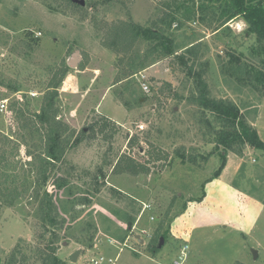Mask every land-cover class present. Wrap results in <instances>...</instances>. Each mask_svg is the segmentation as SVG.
<instances>
[{
    "label": "rangeland",
    "instance_id": "rangeland-1",
    "mask_svg": "<svg viewBox=\"0 0 264 264\" xmlns=\"http://www.w3.org/2000/svg\"><path fill=\"white\" fill-rule=\"evenodd\" d=\"M224 13L211 0H0V184L26 189L12 206L0 198V264H41L52 247L65 264H264V152L218 144L217 117L188 101L199 76L209 99L236 106L237 133L243 123L264 143L263 43ZM124 24L162 39L122 52ZM62 65L69 145L45 186L61 222L51 230L33 198L42 142L21 125ZM122 155L148 174L114 173Z\"/></svg>",
    "mask_w": 264,
    "mask_h": 264
},
{
    "label": "trees",
    "instance_id": "trees-1",
    "mask_svg": "<svg viewBox=\"0 0 264 264\" xmlns=\"http://www.w3.org/2000/svg\"><path fill=\"white\" fill-rule=\"evenodd\" d=\"M213 3H225V13L224 16L228 19L233 17H240L247 25H249L258 36L259 40L263 43L264 50V7L262 4H255L256 0H211ZM185 12L189 15V18L193 15L190 9H186ZM120 27H125L126 32L130 34L122 39L124 48L122 52H128L131 50L135 42L139 39L140 35L142 38L148 39L154 38L156 40H161L162 35L157 29L144 30L140 26L124 24ZM118 28V27H116ZM113 28V29H116ZM169 55L177 56L178 60L181 61L182 56L175 55V52L168 53ZM147 56L143 57V62L141 60L138 64H135L132 59L130 63V68L137 67L145 68V62L147 61ZM67 69L65 66H61L60 69L53 73L50 81L48 82L46 89L43 93L41 99V106L38 111L28 115L26 124H22V129L27 130L28 134H36L41 144V152L35 154L32 159L35 168V175L37 181L33 187V198L34 201L38 203V214L43 222V225L55 230L60 227L61 222L58 219V213L53 201L52 196L45 190L47 181L50 178L51 172L53 171L55 164L60 162L64 156L65 150L69 145L65 136L66 127L63 122L59 119V109L57 106L59 93L58 87L62 83ZM131 73L129 76L133 75L135 72ZM196 77L194 81L196 82V87L198 93L192 95L188 101L191 104L203 107V109L209 111L217 117L218 123L221 124L220 129L228 133L227 139L223 141H218V144L226 146L229 142L240 140L242 142L248 143L250 146L257 150H262L264 152V143L260 141L256 133L250 129V127L245 124H238L241 127L242 132L237 133L235 129L236 120H238V109L232 103L224 100H212L207 97L206 84L201 81L199 76ZM20 112V111H19ZM21 112L19 117H21ZM107 121H104L102 128L107 126ZM233 124V125H232ZM91 130H94L92 125ZM228 131V132H227ZM83 134V131L81 132ZM163 156H156V161L162 160ZM114 173L118 174H130L132 176H137L139 174H148L149 170L146 165H141L133 158L128 155H122L116 162L113 168ZM222 170V167L218 171ZM216 172V174L218 173ZM4 177V176H2ZM6 177V176H5ZM7 179V178H6ZM6 179L3 184H0V198L3 200L6 206H12L16 199H18L23 192L26 191L25 187L20 190L16 186L10 187L6 183ZM15 177H11V183L16 182ZM54 239L57 236L54 235ZM152 248V247H151ZM156 252L157 248L151 249ZM41 264H65L64 261L60 260L55 256V248L52 247L48 255L41 258Z\"/></svg>",
    "mask_w": 264,
    "mask_h": 264
},
{
    "label": "built area",
    "instance_id": "built-area-1",
    "mask_svg": "<svg viewBox=\"0 0 264 264\" xmlns=\"http://www.w3.org/2000/svg\"><path fill=\"white\" fill-rule=\"evenodd\" d=\"M142 78H144V77H142ZM145 86H146L147 91H148V85L146 83L141 84V89H142V91L147 92V91H145ZM3 112L9 115L6 103L4 101L0 102V113H3ZM186 250H187V246H184L181 249V254L184 255ZM180 258L182 259V257H180ZM100 262H101L100 259H92L89 264H100Z\"/></svg>",
    "mask_w": 264,
    "mask_h": 264
},
{
    "label": "water",
    "instance_id": "water-1",
    "mask_svg": "<svg viewBox=\"0 0 264 264\" xmlns=\"http://www.w3.org/2000/svg\"><path fill=\"white\" fill-rule=\"evenodd\" d=\"M80 5H83L82 1L80 2ZM79 61H80V57H79L78 53H74L71 56V59L68 61V66L69 67H76V65L78 64ZM162 243H163V239H160L159 248H161ZM78 254H79L78 252L73 253L70 256V261L71 262H76Z\"/></svg>",
    "mask_w": 264,
    "mask_h": 264
},
{
    "label": "clouds",
    "instance_id": "clouds-1",
    "mask_svg": "<svg viewBox=\"0 0 264 264\" xmlns=\"http://www.w3.org/2000/svg\"><path fill=\"white\" fill-rule=\"evenodd\" d=\"M145 91H147V88H146V86H145Z\"/></svg>",
    "mask_w": 264,
    "mask_h": 264
},
{
    "label": "crops",
    "instance_id": "crops-1",
    "mask_svg": "<svg viewBox=\"0 0 264 264\" xmlns=\"http://www.w3.org/2000/svg\"><path fill=\"white\" fill-rule=\"evenodd\" d=\"M151 69V68H150Z\"/></svg>",
    "mask_w": 264,
    "mask_h": 264
}]
</instances>
